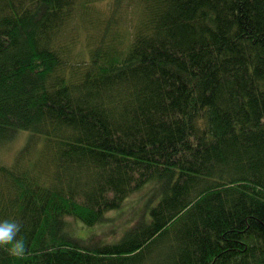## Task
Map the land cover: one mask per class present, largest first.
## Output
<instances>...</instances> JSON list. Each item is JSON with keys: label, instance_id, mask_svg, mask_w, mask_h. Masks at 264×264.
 Wrapping results in <instances>:
<instances>
[{"label": "trees", "instance_id": "trees-1", "mask_svg": "<svg viewBox=\"0 0 264 264\" xmlns=\"http://www.w3.org/2000/svg\"><path fill=\"white\" fill-rule=\"evenodd\" d=\"M94 1L0 0V143L34 135L0 165L26 246L0 264H264V0H140L127 32L114 0L77 59Z\"/></svg>", "mask_w": 264, "mask_h": 264}, {"label": "rangeland", "instance_id": "rangeland-1", "mask_svg": "<svg viewBox=\"0 0 264 264\" xmlns=\"http://www.w3.org/2000/svg\"><path fill=\"white\" fill-rule=\"evenodd\" d=\"M121 6L119 8L120 19L117 21V27L121 26V29L127 32V29L136 22V18L141 11L140 0H121ZM114 0H95L90 5H86L89 9L90 15H86V7L80 5L76 10V16L74 19L72 32L78 34L77 42L73 46V53L77 59H84L88 55L93 44H89V40L95 39L98 32L106 22L109 20V16L112 12V5ZM34 135L31 132H18L5 143H0V165H10L14 161L17 153L26 145V141L29 137ZM33 140V139H32ZM135 194L133 197L136 198ZM114 216V220L104 224L97 225L95 227L77 226V233L86 237L84 242L94 243L97 240L114 241L117 237L115 231L117 230L118 222H123L124 219H128L132 215V211L129 212L128 216H117L116 213H111ZM113 223V224H111ZM129 223V222H128ZM128 223H125L126 225ZM77 225V224H76ZM97 232L96 237L91 238L90 233ZM95 234V233H94ZM114 237V238H113Z\"/></svg>", "mask_w": 264, "mask_h": 264}, {"label": "clouds", "instance_id": "clouds-1", "mask_svg": "<svg viewBox=\"0 0 264 264\" xmlns=\"http://www.w3.org/2000/svg\"><path fill=\"white\" fill-rule=\"evenodd\" d=\"M22 224L13 219L0 221V249L9 256L21 258L25 254L26 246L23 237H19Z\"/></svg>", "mask_w": 264, "mask_h": 264}]
</instances>
